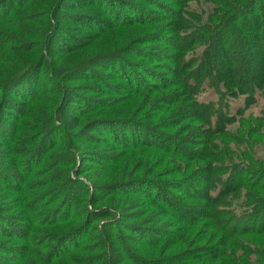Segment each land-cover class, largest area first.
<instances>
[{"label":"trees","instance_id":"trees-1","mask_svg":"<svg viewBox=\"0 0 264 264\" xmlns=\"http://www.w3.org/2000/svg\"><path fill=\"white\" fill-rule=\"evenodd\" d=\"M11 1L0 0V11L7 10L4 17H0V26H3L1 23L7 20L9 14L12 16L16 8L13 4L2 9ZM187 1L189 2L172 1V9L167 8L160 20L170 33L168 40L174 39L180 48L169 56L170 59L175 58L173 64L176 70L170 73V81H165L169 82L165 89L167 93L161 100L154 102L153 106L146 105L148 111L145 113L157 109V117L146 120H158L155 123L162 124L166 130L165 135H159L158 142L152 143L160 154L154 155L155 161L151 162L152 166L164 164L165 171H168L166 189L172 192V200L167 199V207L163 209L168 212L171 211L170 207L177 211L184 209L180 219L188 226L180 225L177 232L182 241L186 239L185 243L191 244L195 249L184 250L180 247L173 252L168 249L171 250L168 257H145L139 258L137 262L172 264L170 261L174 260V264H184L187 261L193 264H251L244 253L240 257L237 254L235 256L236 248L243 250V246L235 245L229 238L238 228L241 231L243 228L242 233L247 236L248 241L251 239L249 235L253 233L264 234V223H261L264 222V210L261 209L264 207V113L257 116L244 114L247 108L256 104L258 97L264 100V0H207L212 8L202 17L188 11ZM14 30L16 35L23 34L20 28ZM19 42L23 43L19 51L31 52V59L34 58L33 62L25 64L21 69L8 67L5 60L2 61L5 54L9 55V60L17 55L13 48L0 42V133L5 130V114H10L14 107L13 98L24 106L38 96L32 76L35 72L41 74L44 70L43 34H36L35 40H32L36 43L24 39H19L18 44ZM194 47L201 49V53L194 59L185 57ZM204 85L216 92V102L198 101L197 96ZM69 96H62L60 107L73 101ZM241 97L244 100L243 107L231 115L229 101ZM71 110H74L73 107ZM51 118L49 113L45 122L33 125L25 132L32 136L19 140L23 142L20 144L22 150L31 149L28 160H22V166L30 167L28 170L26 168L27 178L13 171L2 177L12 183L20 182L19 193L24 189L26 193L30 192L34 188L31 181L36 174L44 172L49 163L53 164L52 167L56 168L61 178L55 180L58 185H52L48 195H30L27 202L26 195L24 197L22 194L24 204L21 206V215L4 217V211L0 212V255L7 256L0 258V264H12L14 260L13 264H121L115 258L118 250L111 238L112 233L121 226V219L115 217L114 213L123 217V209L119 208L121 201L114 199L117 191L110 189L122 188L124 182L98 187L92 179L88 180L93 186L89 200L96 206L92 204L93 209L86 210L85 197L82 199L78 193L82 190L81 187L87 192L90 187L83 181H77L72 174H85L89 171L86 164L96 161H90L87 154L80 156L76 168L74 152L69 146L65 147L63 154H57L63 151L60 139L66 140L67 145L71 139L88 141L93 138L94 133L99 134L101 130L108 128L98 127L99 125L111 127L113 123L98 115L83 123L81 118L77 121L81 126L76 132L69 133L70 138L72 137L69 139L64 134L62 122L54 125ZM48 130L54 134L51 142L47 137ZM10 145L15 146V142L12 141ZM96 158L100 162L106 160L103 156L102 160L99 156ZM69 166L71 168L67 169ZM62 178L63 181L60 180ZM61 184L64 188L60 187ZM73 187L78 189L77 194ZM60 188L63 190H58ZM183 197L190 198L189 200L192 198L189 203L191 208L179 205L178 200ZM157 198L153 197L155 200ZM242 198L244 202L236 205ZM229 206L228 212L226 209L222 210ZM77 209L85 211L78 214ZM211 211H215L212 215L214 218L209 214ZM103 212L108 215H101ZM40 215L43 219L38 217ZM108 216L113 218L111 223L95 225L97 220ZM20 217L24 218L23 223L16 221ZM219 218L229 220L230 235L227 239L217 236L215 228L220 224L217 221ZM214 219L216 221L213 222ZM63 220L67 226L56 229L57 224H61L59 222ZM209 220L214 227L217 226L211 229L212 223ZM102 227L110 230V234L105 235ZM63 228L65 230L60 235L57 234V230L60 232ZM221 230L227 233L224 228ZM223 235L227 237L225 233ZM84 236H88V241L96 240V244L82 249L78 246L64 249L65 245ZM40 242L44 244V248ZM161 242L163 241L156 240L149 245L145 243L144 246L148 245L149 249L144 253H162L159 248ZM218 242L222 244L217 251ZM260 247L263 254H259L253 264H264V243Z\"/></svg>","mask_w":264,"mask_h":264},{"label":"rangeland","instance_id":"rangeland-1","mask_svg":"<svg viewBox=\"0 0 264 264\" xmlns=\"http://www.w3.org/2000/svg\"><path fill=\"white\" fill-rule=\"evenodd\" d=\"M172 1L174 0H12L9 5L3 6L2 9L16 5L12 16L9 14L7 20L1 23L3 26H0L2 28L0 42L3 41L4 45L13 48L17 56L9 60V55L5 54V59L2 61L5 60L8 67L13 66L18 69L33 62L31 52L30 55L19 51L23 43L18 44V40L24 39L36 43L32 40H35L39 32L43 34L42 55L45 60L41 74L35 72L32 76L38 96L24 106L22 102L18 100L16 102L13 98L14 107L10 114H5L6 120L3 123L5 130L4 133H0V212L4 211L2 216L21 215V206L24 204L22 194L24 197L26 195L27 202L30 195L34 196L36 193L48 195L49 188L58 185L55 184V180L61 178L56 168L52 167L53 164L49 163L45 166L44 172H41L43 171L41 169L40 175L38 173L34 180H28L34 188L32 190L30 188V192L26 193L24 189L19 193L20 182L12 183L2 177L12 171L20 176L27 175L26 168L28 170L30 167L22 166V160L24 158L28 160L31 149L22 150L20 144L23 142L19 140L32 134L25 132L33 125L45 122L50 113L52 123L55 125L62 122L65 136L71 139L69 133L76 132L81 126L79 122L77 123L78 120L83 118L81 121L83 123L98 115L108 118L113 126L99 125L98 127L108 128L101 130L99 134L94 133L93 138L88 141L81 138L71 139L70 144L67 145L66 140L60 139L59 143L63 151L57 154H63L65 147L69 146L74 152L76 168L80 156L87 154L90 161H96L86 164L89 171L85 174L79 176L72 174L77 181H83L90 187V191L87 192L80 186L82 190L78 193L82 199L85 197L86 210H92L93 205L96 206L89 200L93 186L88 180L92 179L98 187L124 182L122 188L110 189L117 191L114 199L121 201L119 208L123 209L121 211L123 217H120L119 213H114L115 217L121 219V226H117L118 228L111 232L113 235L111 241L113 240V245L118 250L115 256L117 261L121 264H139L137 262L139 258L168 257L180 247L184 250L195 249L191 244L185 243L186 239L182 241L177 232L180 225L187 224L186 222L183 224L180 219L184 209L177 211L170 207V213L163 209L167 207L166 200L171 199L172 196V192L166 189L168 171H165L164 164L158 163L152 166L151 162L155 161L154 155L160 154L152 143L158 142L159 135H165L166 130L162 124L155 123L158 120L151 122L146 120L157 117L159 113L157 109L145 113L148 111L146 105L153 106L154 102L161 100L167 93L165 89L169 82L165 83V81H170L172 77L170 73L176 68L173 64L175 58L170 59L169 56L179 51L180 47L174 39L168 40L170 33L160 22L166 14V9H172ZM186 4L189 12L199 14L200 17L212 8V4L207 0H189ZM6 11L1 10L0 17H4ZM16 28H20L24 35L14 34ZM200 53L201 49L194 47L191 52L185 54V57L194 59ZM64 94L70 95L73 101L64 105L65 107H60ZM197 99L204 103L216 102L218 96L212 88L204 85ZM229 105L233 115L243 107L244 100L242 97L230 100ZM68 107H71L70 110ZM72 107L74 110H71ZM262 112L264 113V100L258 97L256 104L247 108L244 114L257 116ZM47 133L51 142L54 134L50 130ZM61 136L63 137L62 133ZM12 141L15 142V146L10 145ZM97 156L101 157V160L103 156L106 160L100 162ZM60 180L63 181V178ZM60 187L64 188L62 184ZM61 188L58 190L62 191ZM73 189L75 193L78 191L75 187ZM155 196L158 197L157 200L153 199ZM189 199L181 198L178 200L179 205L191 208L192 205L189 203L192 202V198ZM47 200L46 198L45 201ZM242 202L244 198L236 205ZM229 208L230 206L222 210L226 209L228 212ZM85 209H77L78 214ZM261 209L264 210V207ZM214 212H209L212 218ZM103 213L101 215H108ZM38 217L43 219L42 215ZM23 220L24 218L21 217L16 219L18 223H23ZM112 220L113 218L108 216L106 219L97 220L95 225L111 223ZM217 221L220 223L218 228H215L217 225L214 227L213 222L210 221L211 229H216L219 238L223 236L227 239L230 235L229 220L219 218ZM59 223L61 224H57L56 229L67 226L64 220ZM222 228L228 234L221 232ZM64 230V228L60 232L57 230V234L60 235ZM102 230L105 235L110 234V230L106 227H102ZM136 232L139 234H135ZM242 232L243 228L242 231L238 228L229 241L232 240L235 245L243 246V250L236 248L235 256L237 254L240 257L244 253V257L253 264L259 254L261 256L260 245L264 243V234L253 233L249 235L251 239L248 241L247 236ZM87 237L84 236L65 245L64 249L76 246L82 249L96 244V240L88 241ZM156 240L163 241L159 247L162 253L146 255L144 252L149 249L147 246ZM145 243L148 244L146 247ZM40 244L44 248V244L41 242ZM221 244L219 242L216 244L217 251ZM2 257L7 256L0 255V258ZM170 263L174 264L175 261ZM184 264H193V262L187 261Z\"/></svg>","mask_w":264,"mask_h":264}]
</instances>
